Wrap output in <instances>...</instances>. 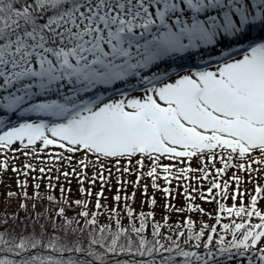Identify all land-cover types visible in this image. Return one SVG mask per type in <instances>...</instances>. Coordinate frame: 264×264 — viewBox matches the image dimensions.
Wrapping results in <instances>:
<instances>
[{"label": "snow or ice", "instance_id": "obj_1", "mask_svg": "<svg viewBox=\"0 0 264 264\" xmlns=\"http://www.w3.org/2000/svg\"><path fill=\"white\" fill-rule=\"evenodd\" d=\"M0 264H264V0H0Z\"/></svg>", "mask_w": 264, "mask_h": 264}]
</instances>
